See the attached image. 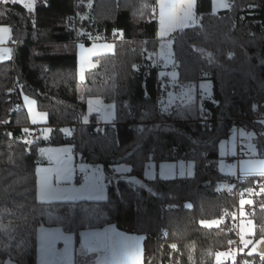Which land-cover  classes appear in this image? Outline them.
I'll list each match as a JSON object with an SVG mask.
<instances>
[{
	"label": "trees",
	"instance_id": "16d2710c",
	"mask_svg": "<svg viewBox=\"0 0 264 264\" xmlns=\"http://www.w3.org/2000/svg\"><path fill=\"white\" fill-rule=\"evenodd\" d=\"M226 1L214 12L213 0H196L198 24L173 41L177 81L198 88L208 80L211 99L176 103L159 115L157 0H37L33 11L0 0V26L10 28L13 44L12 58L0 60V264H38L41 226L78 237L114 224L145 237V264H216L215 254L229 249L223 217L237 199L232 176L219 170L218 144L233 120L264 116V0ZM99 33L116 41L115 52L98 57V68L79 82L77 41L89 45ZM24 96L47 114L48 138L26 136ZM90 98L115 105L117 128L99 130L97 115L86 122ZM248 124L264 158L261 125ZM63 145H72L79 161L103 167L106 200L38 199L39 149ZM179 160L194 162L193 176L146 178L151 163ZM120 165L130 172L117 174ZM243 186L257 204L255 242L264 237V177ZM250 249L240 259L264 264L259 254L247 255Z\"/></svg>",
	"mask_w": 264,
	"mask_h": 264
},
{
	"label": "rangeland",
	"instance_id": "374dc122",
	"mask_svg": "<svg viewBox=\"0 0 264 264\" xmlns=\"http://www.w3.org/2000/svg\"><path fill=\"white\" fill-rule=\"evenodd\" d=\"M7 1L13 3L12 0H7ZM16 3H20L24 5V3L19 2V0ZM36 4H37V0H35V5ZM34 9L35 6L33 10ZM216 9H217V5H215V10ZM193 11L195 14V7ZM156 12L157 13L155 14H158L159 16V6H157ZM191 23L185 24L183 27L190 26ZM197 24L198 21L196 22V25ZM0 28L9 29L8 33H0V37H2V42H0V60L7 61L10 60L13 56L11 30L6 25H1ZM159 36H160V30H159ZM171 41L172 42L161 41L162 45L160 49L157 48L156 52L153 55L154 64L158 62L162 64V62H164L166 59L170 61V63L163 65L166 68V70L170 72V76L172 80L170 86L167 88L170 99L174 100L175 104L177 103V104H185V105L188 103L195 102L196 98H199L200 104L202 103V101L204 102L206 100L211 99L212 96L211 83L208 80L202 82L198 86V88L195 87L194 85H181L177 81L178 71H177V66L175 64L174 53H173L174 40ZM23 100H24V106L28 114L29 122L31 124H33L32 123L33 118H35L37 121L35 124L47 123L48 121L47 114L41 112L38 109L36 100L34 98H31L29 96H24ZM28 101H34V103L31 105V112L29 111ZM96 107L97 106L93 102L88 112L89 113L96 112L99 115L101 114V116H105V115L107 116L106 110L100 108L98 109ZM89 113L85 118L86 122L90 121L91 115ZM50 132L47 130L46 132L43 131L42 137L44 136L48 138L50 136ZM64 132L67 137L72 135V131L70 128L64 129ZM218 150L221 157L219 161V170L221 171V173L227 176H236L238 175V173L246 178L257 176L256 174H252L248 172L244 167V164H246L247 162H256L258 160H264V158L257 156V153H255L256 150L252 145H248V147L246 148L247 152L250 151L253 153L252 156L237 158L239 152H238L235 136H229L223 138L218 144ZM38 155L40 158V164L37 168V179H38V197L40 201L76 202L80 200H88V201L106 200L107 184H106V175L104 173L103 167L100 164H86L79 161L78 160L79 155H76V152L74 151V147L72 145L41 147L39 149ZM232 159H236L237 161L232 162L231 161ZM130 169L131 168L127 165H120L115 167V172L117 174L123 175L130 172ZM193 174H194V162L179 160L175 162H163L159 166H157L155 163H151L150 166L146 169L145 175L147 179H152L155 178L156 176H159L164 179H173V178L193 176ZM81 175L82 178L84 179V182L82 183L80 181ZM225 186L226 185H224V187ZM249 222H251V224H249ZM220 223L214 225L218 226ZM243 224L245 231H247V229L251 227L253 233L251 236L245 235V239L253 241V235L255 231L253 218L251 216L247 217L242 222V225ZM227 251L228 250L224 252ZM224 261H226V259Z\"/></svg>",
	"mask_w": 264,
	"mask_h": 264
},
{
	"label": "crops",
	"instance_id": "0c3cea01",
	"mask_svg": "<svg viewBox=\"0 0 264 264\" xmlns=\"http://www.w3.org/2000/svg\"><path fill=\"white\" fill-rule=\"evenodd\" d=\"M214 12L219 10H224L227 8L226 0H213ZM215 5L217 9L215 10ZM158 6V4H157ZM196 9V4H195ZM157 13V12H156ZM158 23L157 30V41L159 44V49L161 47V41L172 42L170 39L177 32H182L183 30L193 27L198 21L196 10L194 14L193 24L190 26L177 28L174 32L167 34L165 37L159 36V16L155 14L153 17ZM104 45L111 44L113 48L111 51L100 48L98 49V55L92 57V62L96 64L95 68H98L99 63L97 58L105 54H113L116 48V41H98L92 42L86 45L84 42L77 41L78 48V73L80 68L81 60V49L80 46L84 45L83 55L87 56V49L91 48L93 45ZM95 68L85 67V79L86 73ZM79 82V75H78ZM85 81V80H84ZM83 81V82H84ZM172 100V99H171ZM91 101V103H90ZM174 101V100H172ZM97 106L96 108L104 109L107 111V116H101L98 113H89L92 115H97V123L110 122L115 118L116 110L114 104H109L104 102L101 98H90L88 100V111L92 103ZM175 102V101H174ZM104 117V118H103ZM43 124H31L32 126H44V130L51 131V128ZM39 199V197H38ZM82 201V200H80ZM88 201V200H87ZM96 201V200H92ZM46 202V201H42ZM244 226V224L242 225ZM59 240L61 243L57 246V252H53L51 248L52 240ZM138 250L141 255L142 264H145V237L139 234L123 232L117 228L116 225L110 224L99 229H85L82 230L78 237L75 234L65 232L60 227H46L41 226L38 229V264H125L127 257L134 251ZM225 262V261H224ZM5 264H14L12 261L8 260Z\"/></svg>",
	"mask_w": 264,
	"mask_h": 264
},
{
	"label": "built area",
	"instance_id": "2783aa9c",
	"mask_svg": "<svg viewBox=\"0 0 264 264\" xmlns=\"http://www.w3.org/2000/svg\"><path fill=\"white\" fill-rule=\"evenodd\" d=\"M180 32L175 33L171 36L170 39L175 40L179 37ZM105 36L103 33H99L97 40L92 41H105ZM130 50H133V44H129ZM170 61L166 59L162 64L159 62L156 63V72H157V85H158V94H157V110L159 115H163L167 112L168 109L173 108L175 106V102L170 99L168 94L167 88L170 86L172 80L170 76V72L166 70L163 66L164 64H168ZM203 121H208L207 118L204 116ZM159 122V120L157 121ZM248 122L256 123L261 125V134L264 135V116L255 115L251 119L247 118H240L233 120V124L231 128L227 131V136H235L236 143L238 148V156L237 158L252 156V152H247L246 148L248 145L253 146L252 140V128L249 126ZM118 122L116 118H113L110 122H102L98 124L99 130L103 131L108 127L117 128ZM44 126H29L26 127L27 129V137L29 138H37L42 136V132L44 130ZM250 136V137H248ZM256 153V151H255ZM232 162H236V159H232ZM247 180L246 177L241 176L239 173L236 176H232L231 180V187L235 193L237 199V207L234 210H231L225 214L223 217V223L228 225L229 231L232 235V238L229 242V249L228 251H235L236 252V264H243V261L240 258L246 254L248 248H244L240 242V232L242 227V222L247 218L250 217L252 214L255 213L257 209V204L255 197L253 196L252 192L249 189L244 188L243 183ZM81 183L84 182L82 175L80 176ZM243 200H251V204H245L243 208L244 215H241V207L240 201ZM227 251V252H228ZM228 264H232L230 259H226L225 261ZM249 264H254L253 262H249Z\"/></svg>",
	"mask_w": 264,
	"mask_h": 264
},
{
	"label": "snow or ice",
	"instance_id": "6c2138e0",
	"mask_svg": "<svg viewBox=\"0 0 264 264\" xmlns=\"http://www.w3.org/2000/svg\"><path fill=\"white\" fill-rule=\"evenodd\" d=\"M3 2H7V0H3ZM13 3L18 2V0H12ZM19 2L24 3V7L27 8L28 11H32L35 6V0H19ZM159 6V26H160V36L163 38L166 34L174 32L177 28L183 27L185 24H189L193 21L194 18V7L196 4V0H157ZM8 28H0V33H8ZM0 42H2V37H0ZM103 48L108 51H111L113 45L104 44V45H93L91 48L87 49V56L83 55L84 53V45L80 46L81 49V60H80V68H79V79L81 82L85 80V67L95 68L96 64L92 62V57L98 55V49ZM27 99V98H26ZM34 101H28L29 111L31 112V105ZM91 103V101H90ZM43 118V117H41ZM37 121L33 118L32 123L35 124ZM28 130L25 129V132ZM27 142V141H26ZM244 164V163H242ZM246 170L252 174H256L260 177H264V160H258L256 162H247L244 164ZM251 191V189H249ZM251 200H243L240 201L241 207V215H244L243 208L245 204H251ZM220 221H212L211 223L201 222L204 227H212L214 224H218ZM251 224V222H249ZM252 229L249 227L247 231H245L244 227H241L240 232V242L244 248H248L251 245L250 251L247 253L248 256H251L253 253H257L260 255L261 261H264V237L259 239L258 241L253 242L252 240L245 239V235L251 236ZM61 242L59 240L51 241V248L53 252H57L58 245ZM175 248L174 246H172ZM225 259H230L232 264H236V252L228 251V252H217L215 254L216 264H223ZM125 264H142L141 255L138 250L132 252L126 259ZM243 264H249V261H243Z\"/></svg>",
	"mask_w": 264,
	"mask_h": 264
}]
</instances>
